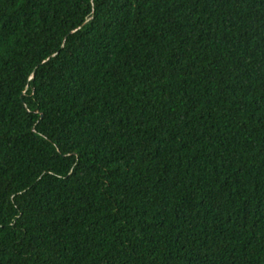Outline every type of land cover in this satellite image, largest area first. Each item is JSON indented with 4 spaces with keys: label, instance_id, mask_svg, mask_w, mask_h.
Wrapping results in <instances>:
<instances>
[{
    "label": "trees",
    "instance_id": "trees-1",
    "mask_svg": "<svg viewBox=\"0 0 264 264\" xmlns=\"http://www.w3.org/2000/svg\"><path fill=\"white\" fill-rule=\"evenodd\" d=\"M0 264H264V0H0Z\"/></svg>",
    "mask_w": 264,
    "mask_h": 264
}]
</instances>
